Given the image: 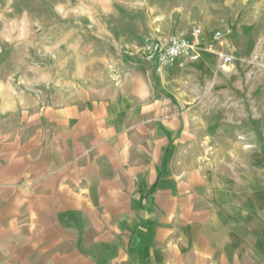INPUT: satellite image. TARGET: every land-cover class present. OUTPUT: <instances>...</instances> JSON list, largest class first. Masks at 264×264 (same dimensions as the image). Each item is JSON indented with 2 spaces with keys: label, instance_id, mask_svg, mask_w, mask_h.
Segmentation results:
<instances>
[{
  "label": "crops",
  "instance_id": "obj_1",
  "mask_svg": "<svg viewBox=\"0 0 264 264\" xmlns=\"http://www.w3.org/2000/svg\"><path fill=\"white\" fill-rule=\"evenodd\" d=\"M179 112L162 95L0 130V264H264L255 195L200 163Z\"/></svg>",
  "mask_w": 264,
  "mask_h": 264
},
{
  "label": "rangeland",
  "instance_id": "obj_2",
  "mask_svg": "<svg viewBox=\"0 0 264 264\" xmlns=\"http://www.w3.org/2000/svg\"><path fill=\"white\" fill-rule=\"evenodd\" d=\"M198 27L209 38L230 29L222 40L237 61L222 68L216 46L162 73L144 60L147 36ZM162 95L180 106L178 128L207 146L200 163L237 177L241 205L255 195L264 243V0H0L2 132L29 116L40 125L47 113Z\"/></svg>",
  "mask_w": 264,
  "mask_h": 264
},
{
  "label": "built area",
  "instance_id": "obj_3",
  "mask_svg": "<svg viewBox=\"0 0 264 264\" xmlns=\"http://www.w3.org/2000/svg\"><path fill=\"white\" fill-rule=\"evenodd\" d=\"M231 34L230 29L226 31L217 30L209 38L198 27L194 28L190 34L174 32L169 35H150L144 40L143 58L153 66L156 72L162 73L165 68L175 65L183 59L198 60L205 48L216 46L218 42H223V37L228 38ZM225 41L226 44H222L223 48L217 50L222 68L228 67L237 61L228 39Z\"/></svg>",
  "mask_w": 264,
  "mask_h": 264
},
{
  "label": "trees",
  "instance_id": "obj_4",
  "mask_svg": "<svg viewBox=\"0 0 264 264\" xmlns=\"http://www.w3.org/2000/svg\"><path fill=\"white\" fill-rule=\"evenodd\" d=\"M155 188H156V185H155Z\"/></svg>",
  "mask_w": 264,
  "mask_h": 264
}]
</instances>
